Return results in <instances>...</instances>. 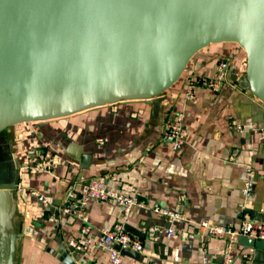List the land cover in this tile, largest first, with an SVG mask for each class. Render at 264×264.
Segmentation results:
<instances>
[{
    "label": "crops",
    "instance_id": "crops-1",
    "mask_svg": "<svg viewBox=\"0 0 264 264\" xmlns=\"http://www.w3.org/2000/svg\"><path fill=\"white\" fill-rule=\"evenodd\" d=\"M221 57L228 58L230 76L240 81L245 59L238 47L210 45L190 60L181 80L161 94L159 105L118 103L45 124L8 128L2 137L17 166L13 223L20 239L14 264H62L60 249L78 237L83 224L60 212L66 189L72 182L93 178L123 194L135 189L144 206L133 207L124 223L141 233L136 238L142 252L137 257L123 254L121 264H199L204 255L210 264H224L226 239L210 237L198 224L237 228L241 206L250 219L264 223V103L238 82L218 93L197 89L193 100L185 99L184 79L213 78ZM178 113L183 114L185 143L174 152L163 139V128ZM236 125L246 129L238 133ZM251 125L256 128L251 130ZM248 166L254 170V187L244 202L241 189ZM30 191L45 197L50 206L42 208ZM154 209L177 212L181 220L171 226ZM122 217L116 204L89 202L85 223L97 235ZM155 228L159 230L154 233ZM167 228L173 229L172 236L164 233ZM74 260L108 264V255L93 250ZM231 264H264V249L236 242Z\"/></svg>",
    "mask_w": 264,
    "mask_h": 264
},
{
    "label": "water",
    "instance_id": "water-1",
    "mask_svg": "<svg viewBox=\"0 0 264 264\" xmlns=\"http://www.w3.org/2000/svg\"><path fill=\"white\" fill-rule=\"evenodd\" d=\"M217 44L241 49L245 71L231 80L264 103V0H0V135L118 103L159 105L190 60ZM6 145L0 137V264H14L17 166ZM60 255L76 264L82 253L66 244Z\"/></svg>",
    "mask_w": 264,
    "mask_h": 264
},
{
    "label": "built area",
    "instance_id": "built-area-1",
    "mask_svg": "<svg viewBox=\"0 0 264 264\" xmlns=\"http://www.w3.org/2000/svg\"><path fill=\"white\" fill-rule=\"evenodd\" d=\"M230 76V62L228 58L221 57L216 62V72L213 78L188 77L184 79L185 99L191 101L194 99V92L197 89L208 90L218 93L225 85H235ZM182 113H178L172 120L164 123L163 139L169 143L172 151H179L185 143V133L181 125ZM251 130L255 125L249 126ZM246 129L244 125H236L235 130L238 133ZM264 133V129L260 130ZM254 170L252 167H246L241 189L242 199L247 201L253 192ZM30 195L35 196L40 202L42 208L47 209L50 205L48 200L35 191H30ZM135 189H131L128 194L111 190L101 179H89L86 182H72L66 189L60 212L62 215L71 219L82 221V227L78 237L68 242L73 249L88 254L93 250L105 252L108 255V264H121L123 251H132L134 253L142 252V243L136 237L124 230V223L133 207H144L135 197ZM89 202L113 203L120 206L123 210L121 221L115 223L110 229H102L97 235L93 234L90 225L85 223L86 207ZM154 211L167 219L172 224L181 220V215L177 212L154 209ZM242 216L237 228L226 225H213L207 221L198 224L201 231L206 232L212 238L226 239V245L223 251L224 264H231L233 261V249L238 237L264 242V223L250 219L244 213V206H241ZM159 229L155 228L153 232ZM164 233L172 236V228L165 229ZM150 264L151 261L149 260ZM199 264H210V259L204 255Z\"/></svg>",
    "mask_w": 264,
    "mask_h": 264
},
{
    "label": "trees",
    "instance_id": "trees-1",
    "mask_svg": "<svg viewBox=\"0 0 264 264\" xmlns=\"http://www.w3.org/2000/svg\"><path fill=\"white\" fill-rule=\"evenodd\" d=\"M238 47V46H237ZM238 49H240L239 47H238ZM239 52H241V54L244 56V59H245V55H244V53L241 51V49H240V51ZM245 63V62H244ZM180 80H181V78H180ZM179 80V81H180Z\"/></svg>",
    "mask_w": 264,
    "mask_h": 264
},
{
    "label": "rangeland",
    "instance_id": "rangeland-1",
    "mask_svg": "<svg viewBox=\"0 0 264 264\" xmlns=\"http://www.w3.org/2000/svg\"><path fill=\"white\" fill-rule=\"evenodd\" d=\"M240 51V49H238ZM5 131L0 135L2 137V135H4Z\"/></svg>",
    "mask_w": 264,
    "mask_h": 264
},
{
    "label": "flooded vegetation",
    "instance_id": "flooded-vegetation-1",
    "mask_svg": "<svg viewBox=\"0 0 264 264\" xmlns=\"http://www.w3.org/2000/svg\"><path fill=\"white\" fill-rule=\"evenodd\" d=\"M1 137V136H0Z\"/></svg>",
    "mask_w": 264,
    "mask_h": 264
}]
</instances>
